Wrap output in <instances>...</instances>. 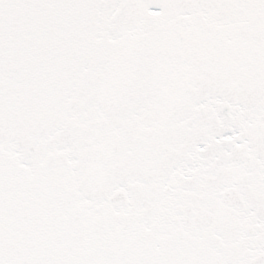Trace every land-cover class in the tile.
<instances>
[{"label": "snow or ice", "instance_id": "snow-or-ice-1", "mask_svg": "<svg viewBox=\"0 0 264 264\" xmlns=\"http://www.w3.org/2000/svg\"><path fill=\"white\" fill-rule=\"evenodd\" d=\"M0 264H264V0H0Z\"/></svg>", "mask_w": 264, "mask_h": 264}]
</instances>
